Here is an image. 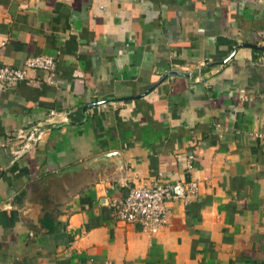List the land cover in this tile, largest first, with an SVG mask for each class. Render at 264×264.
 I'll use <instances>...</instances> for the list:
<instances>
[{
    "label": "crops",
    "instance_id": "crops-1",
    "mask_svg": "<svg viewBox=\"0 0 264 264\" xmlns=\"http://www.w3.org/2000/svg\"><path fill=\"white\" fill-rule=\"evenodd\" d=\"M254 34L264 0H0V64L55 59L0 85V264H264ZM152 179L197 193L149 234L107 201Z\"/></svg>",
    "mask_w": 264,
    "mask_h": 264
},
{
    "label": "built area",
    "instance_id": "built-area-1",
    "mask_svg": "<svg viewBox=\"0 0 264 264\" xmlns=\"http://www.w3.org/2000/svg\"><path fill=\"white\" fill-rule=\"evenodd\" d=\"M54 69L55 59L48 54L26 57L19 67L0 64V85H14L25 81L30 78L31 71L42 72L43 80L51 83ZM38 128L39 126H35L21 132L19 138L26 141L21 145L23 149H30L40 139L41 131ZM253 136L264 141V132H255ZM10 143L7 140L6 144ZM12 153L17 154V151L12 150ZM187 167L190 168V156ZM120 184L125 185L123 181ZM196 193L197 183L194 180L171 182L152 179L148 183L142 182L128 187L124 194L110 197L107 206L115 219L138 222L143 230L154 234L168 222L169 201L180 200L187 203Z\"/></svg>",
    "mask_w": 264,
    "mask_h": 264
},
{
    "label": "water",
    "instance_id": "water-1",
    "mask_svg": "<svg viewBox=\"0 0 264 264\" xmlns=\"http://www.w3.org/2000/svg\"><path fill=\"white\" fill-rule=\"evenodd\" d=\"M240 46H241V47H248V48H251V49L258 50V51H262V50H264V45L258 46V45L252 44V43H241ZM233 53H234V50H232V51L228 54V56H227L226 58H224L221 62H222V63L225 62L230 56L233 55ZM170 73H174V74H175L174 71H170ZM166 75H167V73L163 74V76H162L160 79H158L156 82H154L152 85H150V86L148 87L147 91H150L153 87H155V86L157 85V83H159L160 81L163 80V78L166 77Z\"/></svg>",
    "mask_w": 264,
    "mask_h": 264
},
{
    "label": "rangeland",
    "instance_id": "rangeland-1",
    "mask_svg": "<svg viewBox=\"0 0 264 264\" xmlns=\"http://www.w3.org/2000/svg\"><path fill=\"white\" fill-rule=\"evenodd\" d=\"M245 28V27H244ZM254 36H256L257 38H258V40L260 39V44H258V45H264V42H262V41H264V34H262V35H256V34H254ZM238 38H244V34H242V36L240 35V36H238ZM249 39V38H248ZM246 40H247V38H246ZM250 40V39H249ZM256 57H257V61L259 62V63H264V51L263 52H261V53H258V54H256ZM260 70V69H259ZM264 74V73H263Z\"/></svg>",
    "mask_w": 264,
    "mask_h": 264
},
{
    "label": "trees",
    "instance_id": "trees-1",
    "mask_svg": "<svg viewBox=\"0 0 264 264\" xmlns=\"http://www.w3.org/2000/svg\"><path fill=\"white\" fill-rule=\"evenodd\" d=\"M251 51H252L253 53H261V51H257V50H255V49H251Z\"/></svg>",
    "mask_w": 264,
    "mask_h": 264
}]
</instances>
